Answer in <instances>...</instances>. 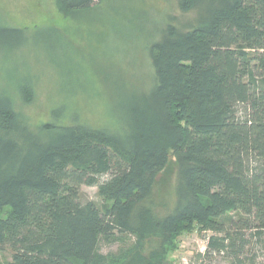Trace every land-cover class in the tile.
I'll use <instances>...</instances> for the list:
<instances>
[{"label": "trees", "instance_id": "16d2710c", "mask_svg": "<svg viewBox=\"0 0 264 264\" xmlns=\"http://www.w3.org/2000/svg\"><path fill=\"white\" fill-rule=\"evenodd\" d=\"M96 1L106 0H57V9L77 19ZM176 6L194 18L150 46L148 94L106 77L105 124H63L53 110V121L32 125L16 104L30 102L29 81L14 93L0 87V251H12L10 264H167L194 224L225 234L208 251L241 264L244 233L263 235L264 0ZM25 36L0 25L3 49ZM170 158L175 203L159 216L147 203ZM82 186L97 187L101 204L82 200Z\"/></svg>", "mask_w": 264, "mask_h": 264}, {"label": "rangeland", "instance_id": "374dc122", "mask_svg": "<svg viewBox=\"0 0 264 264\" xmlns=\"http://www.w3.org/2000/svg\"><path fill=\"white\" fill-rule=\"evenodd\" d=\"M95 7L72 19L58 12L57 0H0V25L26 34L18 48L0 46V87L14 93L22 79L29 81L30 102L16 104L32 125L53 121V110L63 112V124H105L107 107L114 102L110 76L118 91L147 95L153 86L150 46L167 26L182 30L194 18L180 13L176 0H106L96 1ZM176 175L170 158L147 203L159 216L174 206ZM80 194L82 200L101 204L95 186H82ZM224 235L191 225L175 237L166 263L232 264L229 256L207 248L210 237ZM244 239L241 264H264V233L256 237L245 232ZM154 247L152 242L148 249ZM100 249L108 253L115 246ZM12 254L10 249L0 251V264H10Z\"/></svg>", "mask_w": 264, "mask_h": 264}]
</instances>
